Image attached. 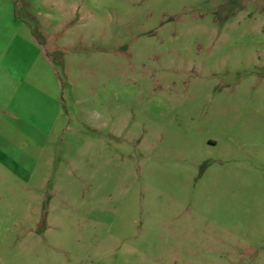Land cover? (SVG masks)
<instances>
[{"label": "rangeland", "instance_id": "374dc122", "mask_svg": "<svg viewBox=\"0 0 264 264\" xmlns=\"http://www.w3.org/2000/svg\"><path fill=\"white\" fill-rule=\"evenodd\" d=\"M1 57L0 264H264V0H0Z\"/></svg>", "mask_w": 264, "mask_h": 264}, {"label": "crops", "instance_id": "0c3cea01", "mask_svg": "<svg viewBox=\"0 0 264 264\" xmlns=\"http://www.w3.org/2000/svg\"><path fill=\"white\" fill-rule=\"evenodd\" d=\"M0 60H2V57H1ZM6 64H7V63H6ZM8 65H10V64H8ZM3 69H4V71H5V72H3V73H4V77H5L6 73H7V74H12L11 71H10V70H12V68H9L7 65L4 66Z\"/></svg>", "mask_w": 264, "mask_h": 264}]
</instances>
